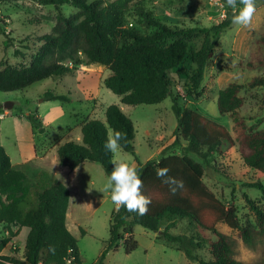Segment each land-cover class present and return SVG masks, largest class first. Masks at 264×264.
<instances>
[{
  "label": "trees",
  "instance_id": "obj_1",
  "mask_svg": "<svg viewBox=\"0 0 264 264\" xmlns=\"http://www.w3.org/2000/svg\"><path fill=\"white\" fill-rule=\"evenodd\" d=\"M217 1L227 9L225 17L209 28L168 27L137 7L140 18L153 30L150 34H142L126 26L125 14L133 0H42L41 4L52 5L58 10L69 5L77 12L68 17L61 13L56 15L52 32L39 37L41 44L27 65L2 67L0 64V91L24 90L36 82L73 75L79 67L96 63L109 71L102 84L119 96L122 104H160L171 94L173 75L177 77L185 73L182 68L185 62L195 66L190 80L195 87L199 86L206 65L214 56L220 34L232 23L233 10L226 6V0ZM260 1L264 0H257V3ZM241 7L237 0V11ZM199 35L203 38L200 48L190 51L189 42ZM251 46L244 67L249 70L264 68V32L253 38ZM68 62L72 65L69 66ZM248 84L250 87L264 86V78L253 77ZM240 90L236 83L219 90L216 107L220 115L232 120L237 133V150L244 165L261 176L249 187L264 196V129L248 127L244 118L239 116L244 103ZM41 98L46 102L70 101L68 96L51 90L45 91ZM171 108L177 121L173 146L178 145L181 139L187 143L188 151L205 162L235 146V140L221 124L196 110L180 106L176 99L172 101ZM18 114L25 116L36 133L44 132L36 109L27 114L18 111ZM104 118L105 121L87 119L81 122L82 143L66 142L57 147L60 166L73 170L83 162H92L109 177L113 154L105 150L104 143L115 131L126 137L120 141V149L135 156L132 121L115 104L105 108ZM161 168H168V176L182 180L183 189L171 194L169 186L157 176V170ZM137 171L143 181L142 192L151 199L148 212L138 215L123 207L112 212L109 239L97 264H103L107 252L117 250L119 242H122L125 253L134 251L137 242L133 227L136 225L157 233L159 239L182 252L190 262L247 264L233 257L227 236L217 228L224 224L231 230H237L246 244L252 241L256 232L242 225L235 207L231 203L226 204L204 184L200 162L186 154L171 152L143 164L138 163ZM68 202L69 191L62 182L45 171H40L35 177L28 176L12 165L0 145V225L6 227L10 236L15 235L12 228L17 232L27 230L23 260L0 256V264H83L77 240L65 224ZM246 202L264 232V208L255 206L248 198ZM178 220L188 221L196 233H170ZM205 233L212 234L215 239L205 241ZM80 234H84L83 229H80ZM9 240L0 241V251ZM50 245L54 246V253L49 251ZM204 245L208 247L209 260L197 254Z\"/></svg>",
  "mask_w": 264,
  "mask_h": 264
},
{
  "label": "rangeland",
  "instance_id": "obj_2",
  "mask_svg": "<svg viewBox=\"0 0 264 264\" xmlns=\"http://www.w3.org/2000/svg\"><path fill=\"white\" fill-rule=\"evenodd\" d=\"M41 1L0 0V64L2 67L27 65L41 44L39 37L52 32L56 15L61 13L68 17L77 12V9L69 5H63L58 10L52 5L41 4ZM137 7L143 8L153 19L168 27L183 29L209 28L217 25L224 19L227 10L217 0H133L125 14L126 26L142 34H150L153 30L140 18L136 11ZM256 7L257 11L251 28L231 23L230 27L220 34L214 56L207 63L199 86L195 87L190 80L195 66L185 62L182 67L185 73H180L177 77L173 75L171 94L160 104L135 106L122 104L120 97L102 84L109 71L100 64L92 63L87 68L91 65L95 67L99 65V68L91 70L93 73L91 91L97 96V100L85 102L81 99L82 94L78 87L82 79H77L78 73H74L51 77L20 91H0V106L5 103L13 104L11 110L0 109V114L4 111H9L11 114L21 111L27 114L30 110L36 109L38 104L42 114L47 106H45L46 101L40 102L41 95L47 90L66 95L71 99L63 103L66 114L58 121L56 125L58 128L63 125L73 128L76 121L80 119L74 113L91 114L94 102L98 103L100 110L94 113L93 118L101 121H105L102 107L117 105L133 123L135 156L119 149L113 154V159L123 160L138 167V163L143 164L149 159L161 157L162 154L177 152L200 162L204 170L202 178L204 184L226 204L231 203L235 207L240 223L256 232L252 241L246 244L239 237L237 230H231L224 224L218 226L217 229L227 236L231 244L233 257L247 264H264V232L261 231L256 222L255 213L246 202L248 198L255 206L264 208V196L249 187L252 182L260 180L261 176L244 165L237 150V133L232 120L220 115L216 107L219 90L230 83H236L241 87L240 95L244 102L238 112L239 116L244 118L248 127L254 130L264 129V86L250 87L248 84L253 77L264 78V68L249 70L244 67L253 38H257L264 32V1L258 2ZM202 39V35L192 39L189 42V50H198ZM78 70H86V68L82 66ZM174 99L180 106L196 110L224 126L235 140V146L222 155H215L208 162L188 151L187 143L181 139L178 145L173 146L177 127L176 117L171 108ZM8 119L10 118L3 121L1 118L6 134L9 131L12 133L11 120ZM58 128L59 137L77 142L71 139L76 135L75 132L71 136L68 135L67 129L59 130ZM12 138L13 136L10 140L5 139L6 148L10 152ZM42 138L43 136L38 137L37 141ZM42 143L43 141L38 146ZM79 143H82V140ZM107 180L108 176L98 164L86 162L75 172L74 182L67 183L71 192V204L66 226L77 240L83 264H97L109 239V219L116 206L110 198V192L102 191ZM76 188L80 192H77ZM79 228L84 230L83 235L80 234ZM11 230L15 233L14 236H10L6 227L0 225V241L5 238L10 239L0 251V256L23 260V241L27 230L25 232L23 230L17 232L15 228ZM169 232L189 235L196 233L186 220H178ZM197 235L201 236L198 233ZM204 235L205 241L215 239L210 233ZM133 236L137 242L134 251L125 253L122 242H119L117 250L107 252L103 264H196L188 261L184 254L175 250L174 247L167 246L155 232L136 225L133 227ZM197 254L204 260L210 259L208 247L205 245L198 250Z\"/></svg>",
  "mask_w": 264,
  "mask_h": 264
},
{
  "label": "crops",
  "instance_id": "obj_3",
  "mask_svg": "<svg viewBox=\"0 0 264 264\" xmlns=\"http://www.w3.org/2000/svg\"><path fill=\"white\" fill-rule=\"evenodd\" d=\"M82 67V66H81ZM86 70H78L75 73H78L77 79H82L81 84L78 89L82 94V98L85 102L97 100V96L93 94L91 91L92 78L93 73L91 70L95 68H99L98 66L91 65L87 68V66H83ZM43 93V92H42ZM71 100V99H70ZM40 102H43L40 100ZM47 107H45L44 112L41 114L40 104L36 106V111L39 118L42 121L44 126L43 133H36L28 120L22 114L12 113L9 111H4V116L2 120L4 121L6 118H10L12 133L6 134L5 128L2 125V120L0 119V145L4 148L5 152L10 158V161L13 166L21 169L28 176L35 177L40 171H45L51 174L55 179L62 182L69 191V202L67 207V212L65 216V224L68 218V211L71 204V192L67 186V183L74 182L75 172L80 168V166L84 165L86 162L79 164L73 170L68 169L67 167L60 166L58 163L57 157V147L65 142H73L71 140L64 139L58 136L56 125L59 120H61L66 112L64 109L63 102H45ZM106 107H102V112L104 114V110ZM91 114H77L74 113L76 117L80 119L76 121V124L73 128H70L68 125L61 126L58 129L68 130V135L72 136V133H76L75 136H72L79 143L82 140V135L80 131L81 122L87 119H94V113L100 110L98 103L93 104ZM10 116V117H9ZM14 134V135H12ZM13 136L12 140V151L10 152L5 145V139H9ZM43 136L41 140H38V137ZM43 141L41 145L38 144ZM177 153V152H176ZM178 154V153H177ZM92 163V162H90ZM137 168V167H136ZM77 192H80L78 188H76ZM67 227V226H66ZM68 229V228H67ZM81 228H79L80 230ZM25 232V230H23ZM70 232V231H69Z\"/></svg>",
  "mask_w": 264,
  "mask_h": 264
},
{
  "label": "clouds",
  "instance_id": "obj_4",
  "mask_svg": "<svg viewBox=\"0 0 264 264\" xmlns=\"http://www.w3.org/2000/svg\"><path fill=\"white\" fill-rule=\"evenodd\" d=\"M242 7L237 11V0H226V6L233 10L232 23L244 28H251L253 17L257 11V0H239ZM125 134L115 131L110 134L105 143L106 151L115 154L121 148V140H124ZM112 171L102 191L110 192V198L117 209L123 207L129 212H135L138 215H145L148 212V206L151 199L142 192L143 181L137 168L129 162L113 159ZM168 168L157 170L158 178L162 183L169 186L171 194L175 195L177 191L184 187L182 180H177L168 176ZM50 252H55L54 246H49Z\"/></svg>",
  "mask_w": 264,
  "mask_h": 264
},
{
  "label": "water",
  "instance_id": "obj_5",
  "mask_svg": "<svg viewBox=\"0 0 264 264\" xmlns=\"http://www.w3.org/2000/svg\"><path fill=\"white\" fill-rule=\"evenodd\" d=\"M13 107L12 103H5L4 105L0 106V109H4V110H11Z\"/></svg>",
  "mask_w": 264,
  "mask_h": 264
},
{
  "label": "built area",
  "instance_id": "obj_6",
  "mask_svg": "<svg viewBox=\"0 0 264 264\" xmlns=\"http://www.w3.org/2000/svg\"><path fill=\"white\" fill-rule=\"evenodd\" d=\"M221 5H222V4H221ZM222 7H223V5H222ZM67 64H68L69 66L72 65L71 62H68ZM3 116H4V114H0V119L3 118Z\"/></svg>",
  "mask_w": 264,
  "mask_h": 264
}]
</instances>
